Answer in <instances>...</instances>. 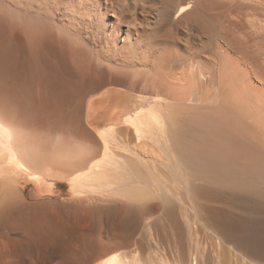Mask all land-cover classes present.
Segmentation results:
<instances>
[{
    "label": "bare ground",
    "instance_id": "6f19581e",
    "mask_svg": "<svg viewBox=\"0 0 264 264\" xmlns=\"http://www.w3.org/2000/svg\"><path fill=\"white\" fill-rule=\"evenodd\" d=\"M154 1L0 0V264H264V27Z\"/></svg>",
    "mask_w": 264,
    "mask_h": 264
},
{
    "label": "rangeland",
    "instance_id": "374dc122",
    "mask_svg": "<svg viewBox=\"0 0 264 264\" xmlns=\"http://www.w3.org/2000/svg\"><path fill=\"white\" fill-rule=\"evenodd\" d=\"M111 1L113 3L112 4L113 9L109 14L110 16L115 17L117 20L118 19L120 20V21L118 20L120 27L122 28H133V27L136 28L137 27L140 30H143L142 28L149 29V31L147 32V35L148 37L150 35V39H153V37H156V38L161 37L164 32L163 36H165L166 34L167 38L169 40L171 39L170 40V42L172 41L171 43H174L176 41V43L174 44L176 45V47H178V49H186V50L190 48L199 49L200 44L198 43L199 42L198 39L200 38L199 37L200 34L198 30L195 27H192V25L191 26L189 25L185 26L186 24L178 25V23H176L175 14L171 12L164 13L166 9L164 10V8H162L160 4H158L154 0H111ZM231 1L233 3L230 2L228 4L229 7H231V9L235 10V8L238 7L235 10L234 14L233 12L229 13V16L238 23L237 24L234 22L235 26L234 25L231 26V33L238 34L240 32L239 29L243 28L244 25L245 27L246 26L248 28L250 27V29H252L253 25H255L254 26L255 28L253 27V30L256 32L258 31L257 35H259V33H261L262 31L261 28L264 27V14H262L264 13V8H262L264 7V1L261 0L260 2L255 3V4H251L244 0H242L244 4L241 3L240 0H238L240 2H236V0L235 1L231 0ZM231 4L232 6H230ZM168 10H172V9H168ZM234 30L237 32H235ZM172 33H173V36H172ZM239 35L240 33L238 34V36ZM179 46H182V47H179ZM257 46L258 45L256 44V47Z\"/></svg>",
    "mask_w": 264,
    "mask_h": 264
},
{
    "label": "snow or ice",
    "instance_id": "6c2138e0",
    "mask_svg": "<svg viewBox=\"0 0 264 264\" xmlns=\"http://www.w3.org/2000/svg\"><path fill=\"white\" fill-rule=\"evenodd\" d=\"M184 9H181V11H183Z\"/></svg>",
    "mask_w": 264,
    "mask_h": 264
}]
</instances>
